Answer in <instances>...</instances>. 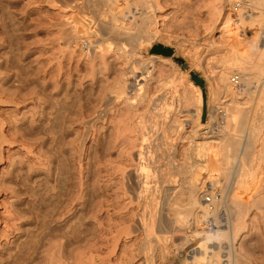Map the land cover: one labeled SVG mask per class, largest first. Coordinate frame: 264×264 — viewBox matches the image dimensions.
Returning a JSON list of instances; mask_svg holds the SVG:
<instances>
[{"label": "rangeland", "instance_id": "1", "mask_svg": "<svg viewBox=\"0 0 264 264\" xmlns=\"http://www.w3.org/2000/svg\"><path fill=\"white\" fill-rule=\"evenodd\" d=\"M26 1L27 0H0V4L3 3L2 6L0 5V264H192L188 256L190 257L197 252L195 250L203 240V235H201L203 233L200 232L201 234H199L195 231L194 221H196V217L194 215L191 216L192 214L190 215V213H187L184 216L185 224H179V219L177 217L178 211L187 206L189 188L195 183V179L191 176L196 173L197 176L194 175L196 177V184L198 185L196 186L198 189H203V193H205L204 197L207 199L210 197L208 193L212 189L215 190L217 199L221 201L218 205V214H220L221 210L225 209L223 206L226 205L224 202V204L222 203V198L229 190L226 186L228 185L227 182H229V178L222 175L224 170L222 168L231 170L235 162V159L233 160L231 157L228 159L226 158V148H224V144H222L224 143L222 139L225 137L228 138L229 136L231 138H244L243 136L246 135V133H244L243 130L241 132L237 122H240L243 118L244 111L251 110L254 106L255 103L253 99L256 98L255 95H257L258 92V77L254 78L257 85L251 83L254 82L251 78L249 79L250 81H244L246 84H234L237 87H233L236 96H231L230 93H223L220 82L216 78L217 72H222L227 68L230 70L232 69L231 76H235V78L233 77L232 79L237 80L238 76L245 74L243 71L241 72L239 67L234 66L232 62L234 59H232L230 55L233 53L232 45H230L232 43L230 35L233 37L234 32L239 33L241 31L240 35L243 33L241 30L242 28L238 25L241 18L234 15L236 18L232 17L229 19V22H225L224 18L226 14L229 13L230 16L233 7L231 4L225 3V5L224 0H149V4H151L150 9H143L140 13L142 12L141 14L143 15L146 14L147 11L149 13L150 11L154 13L155 17L153 22H155V25L152 22L151 27H154L152 28V30L154 29L153 31H158V33H156L158 36H156V38L153 37L154 39L142 45L140 48V59L147 57L145 62H148L149 57H151L150 55H155L161 58L167 57L169 60L153 58L154 61L150 63L151 65L149 62L146 65L148 70L147 68H143L142 70V64L137 65L135 62L136 59H129L131 61L126 64L128 65L130 63L133 69H135L133 70L134 72L136 71L135 73L138 74L144 70L146 72V70L149 71V69L152 72L151 75H153L152 77L154 78H152L153 80L147 85L145 97L137 110H134V113L133 109L131 112L129 111L131 109H126L124 105L116 102L104 118L99 119L95 123H90L94 117V111L96 109H101V99L102 96L105 95L104 92H113L112 88L114 89V86H116V83L120 79V72H122L121 69L124 63L122 64L121 60L117 59V56H113L114 53H109L110 55L108 53H103L102 57L101 52L97 50L92 53L83 45H79V43L78 45H73L71 43L73 39L69 38V36L71 37L70 27L72 24L70 25L67 19L69 16L75 14L73 13L75 9H71V7L64 8L61 0H54L56 3L53 0H49L48 2L47 0ZM80 1L82 5L80 9L84 13L83 18L84 15L89 16V13H91L92 15H90V17L94 16L100 18L101 16L105 22L110 20V15L106 11L107 6L104 8H102L103 6L101 8L98 7L102 10L97 11L92 7L93 3L91 4L89 2L90 0H79V2ZM91 1L93 2L95 0ZM125 1L128 5L131 3V0H118L116 2V9L121 5L120 9L125 10L128 7ZM156 1L158 2L156 3ZM89 3L93 10L89 9ZM123 5L127 7L125 6L124 8ZM82 8L87 9L84 10ZM259 9L257 11H260ZM91 11L97 13V15H93ZM99 12L100 16H98ZM127 14L129 15V12H127ZM259 14L262 15L261 19L264 21V12H260ZM126 16H124L125 22L128 20L126 23H130V19ZM249 20L247 16L243 18V21L248 23L245 24V28H248V25L254 27L255 23H251ZM109 23L110 22H108V24ZM9 25L12 27L10 28ZM250 26L247 29L248 31L251 28ZM262 26L263 28L259 25L258 33L264 30V23ZM93 27L89 30V33H91L88 39L97 41L99 40V38H96L98 37L97 35L99 34L102 37V34L96 32V27ZM66 33H68V36ZM258 33L257 36L260 37L262 33ZM62 35H64L63 38ZM105 36L106 39L109 38L108 40H110V42L114 41L112 40L114 37L108 34V32ZM226 36L228 37L226 38ZM68 38L71 40L68 41ZM128 43L129 41H127L126 45ZM258 43L261 42L259 41ZM158 44L164 47H170L173 50V55L164 56L161 54H152L150 52L152 46ZM128 46L131 47V45ZM229 46H231V48ZM246 49L249 54L250 49L248 47H246ZM88 51L90 55H88ZM91 51L93 50L91 49ZM91 53L93 55L96 54L93 56ZM250 54L248 55L250 61L247 66L245 64L246 68L249 69V67H255L256 64L264 62V57L258 56L256 53H254L253 56L252 53ZM252 57L260 58H257L258 60L256 58L253 60ZM230 62L231 64H229ZM254 63L256 64L254 65ZM89 64L90 67L88 66ZM52 75H54V77ZM166 77L168 80L165 79ZM106 79L108 80L106 81ZM197 79L202 80L204 84L200 85ZM160 81H163L165 84ZM54 83L57 84L54 85ZM155 83L158 84L155 86ZM248 85L249 87H246ZM196 86L201 90L199 99H202V101L197 98L194 89ZM183 88L187 89L184 90ZM238 88L239 90H237ZM115 89L117 88L115 87ZM115 89L114 91H116ZM184 91H187V93ZM155 95L156 97H154ZM160 95L161 98L157 97ZM72 97L74 98L72 99ZM214 99L215 102H212ZM97 101H99V103ZM90 102L92 105H90ZM157 103L161 105H157ZM211 104H213V106L215 104L217 110L214 109ZM71 108H73V110ZM197 109L200 111L197 123H199L201 135L193 137L191 132L193 131L192 129L195 121L194 123L192 122L193 119L191 115L195 110L197 111ZM210 109L216 110V113L215 111L212 113ZM86 110H89V112ZM123 110H126L125 114H122ZM153 110L155 112H153ZM233 110L237 111L240 116H238L236 121L231 123L230 127L225 129L224 132L221 126L224 124V120L221 119V114L223 112H234ZM141 111L142 116H140ZM210 113L211 115H216L211 116ZM131 114H133V117ZM134 114L136 117L139 116L140 119L137 117V120H143L141 122L142 124L144 122L145 136L147 134L148 136H146V138L150 137L147 138V142H149L150 146L152 145V147H150V151L152 152H150V157L152 159L150 165L152 164L153 168L151 169L150 166L145 172L146 174L151 173L149 181H151L152 188H157L158 193L156 199L151 202L148 201V198H136L133 191L131 193V190H129L131 188L128 185L127 179L123 176L126 174L125 171L133 172L139 165L137 158H134L130 154L137 149V143H139L135 133L132 131L133 126L130 128L131 125L129 124L136 119ZM175 114L179 116L183 122L181 125L183 132L175 131L173 134L171 130H169V127H171ZM70 115L73 116V118H71ZM260 117H258V119H264L263 116ZM67 120L69 126L66 124ZM89 123L91 125H89ZM85 124H87V126L94 125L92 128L89 127L87 129ZM166 124L168 128H166ZM126 126L130 129V132L129 130H123V128L127 129L125 128ZM235 126L238 129L235 128ZM152 127L156 128L153 129ZM260 127L263 128H261L260 134L257 135L255 139L256 144L259 146L255 154L257 155L259 149L262 148V159L259 162L260 165L262 164L264 166V121L260 122ZM118 129L124 132L122 133L121 130L118 131ZM209 129L215 132L212 137L210 135L211 133L206 132ZM110 131L113 133H110ZM220 131H222L224 135ZM179 132L180 134L182 133L181 135L184 137L178 136L180 135ZM117 133H119L120 136ZM126 133L130 134L126 135ZM150 133H152V135ZM43 134L45 135L43 136ZM53 134H56V137ZM110 134L114 135L111 136L112 139H110ZM116 134L118 137H116ZM73 135L79 137L75 138ZM189 135L190 137L187 139L186 137ZM73 138L76 144L73 142ZM111 141L114 142L112 143ZM131 141L133 143H129ZM135 141H137V143ZM194 141L204 142L205 145H208V149L205 148V150H208L204 153L206 155L199 156L198 158V156L194 154L195 151H193L194 149L192 148L194 145L193 143H195ZM125 142L127 144L129 143V148ZM117 143L119 145H117ZM154 148L157 150L155 151ZM129 150L130 153L128 152ZM190 150L192 152H190ZM97 156L99 157L97 158ZM196 157L197 159L195 160ZM46 158L47 160H45ZM256 158L254 157L255 161L257 160ZM230 159L234 162L228 164L226 161H230ZM242 159L243 161H247L245 158ZM153 160L155 162H153ZM198 160L201 163L197 162L196 165L195 163ZM117 161L119 164H117ZM170 163H173L172 167ZM193 163L196 167H194ZM121 165L124 166L122 167ZM214 165L216 169H221L222 172L214 169ZM262 165L257 171H262L261 174L259 172L258 174L261 176L263 174L264 177V168ZM200 166L204 168V170L208 168L211 171L209 170V173L207 172L206 175H203L202 171L204 170H202ZM228 167H230V169ZM248 167L246 166V168ZM150 170L154 172L152 173ZM123 171L125 174H123ZM260 175L258 179L260 177L262 178L261 180L259 179L260 182L262 180L264 181L263 177ZM232 176L233 174L231 178H233ZM64 178H66V180ZM68 179L70 180L68 181ZM191 179H194V181H191ZM248 180L243 184V187L248 186L249 183L251 188L248 186V190H252L255 187V190H252L256 193V195L254 193L255 197L263 196L264 187L260 190L257 188V185L259 187V184L264 185V183H259V181L250 182V180L248 182ZM60 181H62V184L59 183ZM53 182H55V184ZM122 183H125V186ZM60 184L61 186H58ZM262 186H260V188ZM53 188L55 192H53ZM59 189L64 191L60 190V194ZM180 193H182V195H179ZM58 197H60L61 200ZM65 198L68 201L65 200ZM105 198L107 200H105ZM263 199L264 198H262L261 201L259 200L260 203L258 202L255 204L256 207H253L255 205L248 206L249 208H247L248 210H246L245 216L243 217L244 221L242 220L244 224H242L241 230L239 229V232L237 231L238 233L235 232V235L232 234V240H230L233 249H231L232 264H264ZM57 210H59V212H56ZM55 213H57L58 216ZM215 215L214 213H208L202 222L198 221V224L200 223L199 225L201 227L203 226L202 228L204 229L207 226L208 228L212 226L211 229H215L216 226L218 227V225L215 224L219 223L216 221L219 220L223 222V217H216L215 219ZM186 217H188V219H186ZM226 220L224 219V223L220 222L219 224L226 225ZM222 242L221 244L223 247L221 249L223 250H221L220 257L223 262L224 257H227L223 252L225 249L224 245H228L229 242ZM208 254L211 255V253ZM222 262H220V264ZM202 264L205 263L202 262ZM215 264L219 263L215 262Z\"/></svg>", "mask_w": 264, "mask_h": 264}, {"label": "bare ground", "instance_id": "2", "mask_svg": "<svg viewBox=\"0 0 264 264\" xmlns=\"http://www.w3.org/2000/svg\"><path fill=\"white\" fill-rule=\"evenodd\" d=\"M27 1H30V0H27ZM26 1V2H27ZM49 0H47V2H48ZM51 1V0H50ZM54 1V0H53ZM57 1V0H56ZM58 1H60V0H58ZM89 1V0H88ZM118 1V0H117ZM116 0H95V1H89L91 4L93 3V6L92 7H94L95 9L94 10H102V9H99L98 7H102V8H104V7H106L107 6V13L110 15V20H108L107 22H105L102 18H101V16H100V12H99V15L98 16H100V18H97V17H90V15H92L91 13H89L90 15L89 16H86V15H84V18H83V12H82V10L80 9V7L82 6L81 5V1L79 2V0H61V2H62V4H63V6H64V8L65 7H71V9H75V12H73V13H75L74 15H72V16H69V18L67 19L68 20V23H70V25L72 24V26L70 27L71 28V37L69 36V38H72L73 39V41L71 42L73 45H78V43H79V45L81 44V45H83L85 48H87V49H89V51L90 52H92V53H94V52H96V50L97 51H99V52H101V56H102V54L103 53H114V55L113 56H117V59H119V60H121V62H122V64L124 63V66H123V68L121 69L122 70V72H120V74H121V76H120V79H119V81L116 83V86H114V89H115V87L117 88V89H115L116 91H114V89L112 88V90H113V92H108V93H106L107 91H105L104 92V96H102V103H101V109H99V110H95L94 111V117H93V119H92V121L90 122V123H95L96 121H98L99 119H102V118H104L105 116H106V114H107V112H109V110L110 109H112L113 108V104L114 103H120L121 105H124L125 106V108L127 109H131V110H129V111H131L132 112V109H133V113H134V110H137V108H138V106L140 105V103H141V101L143 100V98L145 97V93H146V88L148 87L147 85L150 83V81L151 80H153L152 78H154V77H152L153 75H151L152 74V72L150 71V69H149V71H147L148 70V68H147V63L149 62V64L150 63H152L153 61H154V59L153 58H159V59H162V60H169V59H167V57L166 58H161V57H156L155 55H150L151 57H149V61L147 62H145V60H147V57L146 58H142V59H140L141 57H140V48L142 47V45H144V43L145 42H149V41H151L152 39H154L153 37H155L156 38V36H158V34H156V33H158V31L156 32V31H153L152 30V28H154V27H151V25H152V22L154 21L153 19H154V13L152 12V11H150V13L147 11L146 12V14H141L140 13V11H142L143 9H145V10H148V9H150V7H151V4H149V0H131V3L128 5L127 4V2H126V5H128V7L126 6V5H123L124 6V8H125V6L127 7L125 10H122V9H120V6H119V8L118 9H120V10H118V9H116V2H117ZM152 1V0H151ZM154 1V0H153ZM167 1V0H166ZM172 1V0H171ZM174 1V0H173ZM13 2V1H12ZM38 2V1H37ZM55 2V1H54ZM60 2V3H61ZM158 1H156V3H157ZM159 2H161V1H159ZM163 2V1H162ZM178 2V1H177ZM215 2V1H214ZM2 3V2H1ZM34 3H35V1H34ZM56 3V2H55ZM90 3L88 4L89 6H90ZM155 3V2H154ZM164 3V2H163ZM189 3V2H188ZM231 4L232 5V7H233V10H232V14L229 16V13L228 14H226V16H225V22H229V19L230 18H236V17H238V18H241V21H240V23H238V25H240V28H242L241 30H242V35H240V33H241V31L239 32V33H233V37L230 35V37H231V39L230 40H232L231 42V44L230 45H232V49H233V53H231L230 55L232 56V59H234V61H232L233 63H234V66H237V67H239V69L241 70V72L243 71L245 74H243L242 76H238L237 77V80L236 79H232L233 77L235 78V76L233 75V76H231V71H232V69L230 70L229 68H227V69H223L224 71H222V72H217V75H216V78H217V80L220 82V87L222 88V92L223 93H230V95L232 96V95H234V96H236V92L234 91V86L235 85H237V84H242L243 85V83L244 84H246L244 81L246 80V81H248L250 78H251V80L252 81H254V78H256V77H258L257 79H258V81H257V84H258V92H257V95H255L256 96V98H254L253 99V101H254V106L251 108V110H248V111H244L242 114H243V118L240 120V122H237L238 123V125H236V126H238L239 128H240V130H241V132H242V130L244 131V133H246V135H244L243 137V139H239L238 137L237 138H231L230 136V138L228 137V138H223L222 140H223V142L224 143H222V144H224L223 146H224V148H226L225 150H226V153H225V156H226V158L228 159V158H232L233 160H231L230 159V161H226V162H228V164H230V163H232V162H234V166H232V168H231V170H228V169H226V168H222V169H224L223 170V174L222 175H224V177L226 176V177H228L229 178V182H227L228 183V185H226L227 186V188H229V190H228V192L226 193V194H224V196H223V198H222V203L224 202L226 205L225 206H223L225 209L224 210H221V212H220V214H218V205H219V203H221V201H219V199H217V197H216V194H215V190L214 189H212L208 194L210 195V197L207 199L206 197H204V194L205 193H203V189L201 188H199L198 189V185L196 184V177L194 176V175H196V173L193 175V176H191L192 178H194L195 179V183H194V185H191L190 186V188H189V193H188V199H187V206L186 207H184V208H182V209H180L179 211H178V213H177V217H178V219H179V224H182V223H184V216L187 214V213H190V215L191 216H195L196 217V221H194L195 223H194V228H195V231L196 232H198L199 234H201L200 232H202L203 234H201V235H203V240L201 241V243H200V245H198L199 247L195 250V251H197L196 253H194L192 256H188V258H190L189 260H190V262L192 263V264H197L198 262L200 263V264H202V262H204L205 264H215V262L217 263H219L220 264V262H222V258L220 257L221 256V250H223V249H221L223 246H222V244H223V242L222 241H226V242H229V244L228 245H224V247H225V249H224V255H227V257L225 258L224 257V261L222 262L223 264H232V254H231V251L233 250L232 249V244H230V240H232L231 239V237H232V234H234L235 232H237L240 228H242V224H244V214H245V212H246V210H248L247 208H249L248 206H250V205H255L256 203H258L259 202V200L261 201L262 200V198H264L262 195H261V197H255V195H256V193L255 192H253L252 190L254 189L255 190V187L251 190H248V188L250 187L249 186V183H248V186H245V187H243V184L249 179L250 180V182L252 181V182H256V181H259V183H261V182H263L264 183V181L262 180L261 182H260V180L262 179V178H260L259 177V179H258V176L262 173V171H260L259 172V170L257 171V169H259V167L262 165H260V162L259 161H261V156H262V152H261V149H259V151H258V154L256 155L255 154V152L258 150V144H256V142H255V139H256V136L257 135H259L260 134V132H261V128H263V127H260V122H262V121H264V119L263 120H260V116H263L264 117V62H261V63H258V64H256V63H254V65L256 64V66L255 67H249V69L248 68H246L245 67V64H246V66L248 65V63H249V59H248V55L250 54V53H252V56L254 55V53H256V55H260L261 57H264V30H262V29H260V30H262L261 31V33H262V35L260 36V37H258L257 36V33H258V27H259V25H261V28H263V23H264V21H263V19H261V14H259L260 12H264V0H224V4ZM3 4V3H2ZM2 4H0L1 6H2ZM79 4H80V6H79ZM83 4V3H82ZM86 4H87V2H86ZM153 4V3H152ZM225 4V5H226ZM22 5V4H21ZM58 5V4H57ZM158 5H160V4H158ZM158 5H156V6H158ZM165 5V4H164ZM182 5V4H181ZM13 6V5H12ZM18 6V5H17ZM62 6V5H61ZM84 6V5H83ZM222 6V5H221ZM4 7V6H3ZM8 7V6H7ZM6 7V8H7ZM214 7V6H213ZM236 7V8H235ZM9 8V7H8ZM59 8V7H58ZM63 8V9H64ZM97 8V9H96ZM164 8V7H163ZM216 8V7H215ZM260 8V9H259ZM4 9V8H3ZM24 9V8H23ZM61 9H62V7H61ZM70 9V8H69ZM82 9H84V8H82ZM85 9H87V8H85ZM84 9V10H85ZM89 9H91V10H93V8H91V6H90V8ZM155 9V8H154ZM187 9V8H186ZM219 9H221V8H219ZM223 9V8H222ZM260 10V11H257V10ZM65 10V9H64ZM68 10V9H67ZM83 10V11H84ZM139 10V11H138ZM152 10V9H151ZM263 10V11H262ZM4 12H6L5 10H3ZM8 11V10H7ZM96 11V12H97ZM184 11H186V10H184ZM87 12V11H86ZM91 12H93V11H91ZM127 12H129V15L127 14ZM151 12H152V14H151ZM175 12V11H174ZM178 12V11H177ZM8 13H10V12H8ZM72 13V12H71ZM236 13V14H235ZM249 13V14H248ZM62 14V13H61ZM82 14V15H81ZM97 15V13H94L93 12V15ZM126 14H127V16H126ZM64 15V14H63ZM70 15V14H69ZM105 16H108V15H106V14H104ZM167 15V14H166ZM234 15H236V17H234ZM67 16V15H66ZM124 16H126L127 18H129L130 19V23H126V22H128V20H126V22H125V18H124ZM161 16V15H160ZM247 16L250 20L249 21H251V23L253 22V23H255L254 24V27H251L250 25H248V28H249V26L251 27L250 28V30L248 31L247 29L248 28H245V24L247 23H245L244 21H243V18H245V17ZM162 17V16H161ZM243 17V18H242ZM158 18V17H157ZM25 19V18H24ZM109 19V18H108ZM64 20V19H63ZM199 20V19H198ZM247 20V19H246ZM65 21V20H64ZM159 21V20H158ZM1 22V21H0ZM11 22V21H10ZM108 22H110L109 24H108ZM211 22V21H210ZM63 23V22H62ZM66 23V22H65ZM155 22H153V24H154ZM192 23H193V21H192ZM179 24V23H178ZM190 24V23H189ZM208 24H209V21H208ZM225 24V23H224ZM223 24V25H224ZM235 24H237V23H235ZM248 24V23H247ZM14 25V24H13ZM67 25V24H66ZM155 25V24H154ZM153 25V26H154ZM214 25V24H213ZM222 25V26H223ZM10 26V25H9ZM93 26H95L96 27V32H100V34H102V37H104L105 36V34L108 32V34H111L113 37H114V39H112V40H114L113 42L111 41L110 42V40H108V39H106L105 37L104 38H102L101 37V35H97L98 37H96V38H99V40H97V41H95V40H89L88 39V37H89V34L91 33H89V30H91V27H93ZM167 26V25H166ZM186 26V25H185ZM209 26V25H208ZM2 27V26H1ZM5 27V26H4ZM12 26H10V28H11ZM69 28V29H70ZM106 28V29H105ZM239 28V27H238ZM93 29H94V27H93ZM108 30V31H105V30ZM199 29V28H198ZM17 30V29H16ZM24 30H26V29H24ZM68 30V29H67ZM166 30V29H165ZM240 30V29H239ZM11 31V30H10ZM105 31V32H104ZM233 31V30H232ZM94 32V31H93ZM238 32V31H237ZM260 32V31H259ZM68 33H69V31H68ZM68 33H66L67 34V36H68ZM261 33H258V34H261ZM225 34V33H224ZM231 34V33H230ZM88 35V36H87ZM104 35V36H103ZM63 36L64 35H62V38H63ZM67 36H66V38H67ZM101 38H100V37ZM109 36V35H108ZM1 37V36H0ZM111 37V36H110ZM220 37V36H219ZM228 36H226V38H227ZM67 39L68 41L69 40H71V39ZM225 38V39H226ZM65 39V38H64ZM63 39V40H64ZM91 39V38H90ZM220 39H222V38H220ZM261 39V40H260ZM22 40V39H21ZM55 40V39H54ZM66 40V41H67ZM62 41V40H61ZM65 41V40H64ZM63 41V42H64ZM125 41H126V43H127V41H129V43L126 45V43H125ZM220 41V40H219ZM223 41V40H222ZM261 42V43H258V42ZM185 42H187V41H185ZM225 42V41H224ZM68 43V42H67ZM15 44V43H14ZM65 44H66V42H65ZM223 44V43H222ZM62 45V44H61ZM128 45H131V47L130 46H128ZM58 46V45H57ZM130 47V48H128V47ZM54 47V46H53ZM230 48H231V46H229ZM246 47H248L249 49H250V51H249V54L247 53V49H246ZM16 48V47H15ZM17 49V48H16ZM91 49L93 50V51H91ZM231 49V50H232ZM11 50V49H10ZM225 50V49H224ZM52 51V50H51ZM88 51V52H89ZM23 52H25V51H23ZM85 52V51H84ZM90 52H89V54L88 55H90ZM98 52V54L100 55V53ZM184 52V51H183ZM218 52V51H217ZM27 53V52H26ZM87 53V52H86ZM91 53V54H92ZM186 53V52H185ZM220 53V52H219ZM15 54V53H14ZM96 54V53H95ZM95 54L93 55V56H95ZM106 54H104V55H106ZM109 54V55H110ZM227 54H228V52H227ZM248 54V55H247ZM142 55V54H141ZM251 55V54H250ZM20 56V55H19ZM221 56V55H220ZM90 57H92V56H90ZM103 57V56H102ZM102 57H101V59H102ZM110 57V56H109ZM139 57V58H138ZM250 57V56H249ZM17 58V57H16ZM88 58V57H87ZM111 58V57H110ZM256 58V57H255ZM255 58H253L252 57V59L254 60ZM257 58H260V57H257ZM256 58V59H257ZM89 59V58H88ZM129 59H136V63H137V65H139V64H142V70H143V68L144 69H146L147 68V70H146V72H145V70L144 71H142V72H139L138 74L137 73H135L133 70H135V69H133V67H132V65H130V63L127 65L126 63H128V62H130L131 60H129ZM14 60V59H13ZM60 60H61V58H60ZM84 60V59H83ZM82 60V61H83ZM90 60V59H89ZM112 60V59H111ZM129 60V61H128ZM231 60V59H230ZM258 60V59H257ZM52 61V60H51ZM78 61V60H77ZM106 61V60H105ZM91 62V61H90ZM104 62V61H103ZM107 62V61H106ZM116 62V61H115ZM162 62V61H161ZM170 62H171V60H170ZM257 62V61H256ZM169 63V62H168ZM195 63V62H194ZM96 64V63H95ZM155 64V63H154ZM219 64V63H218ZM229 64H231V62L229 63ZM250 64H251V62H250ZM253 64V63H252ZM94 65V64H93ZM120 65V64H119ZM118 65V66H119ZM151 65V64H150ZM171 65V64H170ZM43 66V65H42ZM46 66V65H45ZM89 67H90V64L88 65ZM96 66V65H95ZM105 66V65H104ZM110 66V65H109ZM29 67V66H28ZM36 67V66H35ZM40 67V66H39ZM120 67V66H119ZM231 67V66H230ZM58 68V67H57ZM96 69V68H95ZM94 69V70H95ZM139 69V68H138ZM170 69V68H169ZM39 70H41V69H39ZM89 70V69H88ZM97 70V69H96ZM172 72V71H171ZM80 73V72H79ZM112 73V72H111ZM58 74V73H57ZM103 74V73H102ZM131 74V75H130ZM158 74V73H157ZM49 75V74H48ZM73 75V74H72ZM88 75V74H87ZM90 75V74H89ZM94 75V74H93ZM161 75H163V74H161ZM160 75V76H161ZM170 75V74H169ZM18 76V75H17ZM23 76V75H22ZM51 76V75H50ZM53 77H54V75H52ZM64 76H66V75H64ZM105 76V75H104ZM168 76V75H167ZM49 77V76H48ZM56 77V76H55ZM68 77V76H67ZM164 77V76H163ZM171 77V76H170ZM175 77V76H174ZM186 77V76H185ZM184 77V78H185ZM119 78V77H118ZM169 78V77H168ZM253 78V79H252ZM58 79H59V77H58ZM110 79H111V77H110ZM159 79V78H158ZM162 79V78H161ZM165 79H167V77L165 78ZM164 79V80H165ZM175 79V78H174ZM55 80H56V78H55ZM64 80V79H63ZM108 79H106V81H107ZM117 80V79H116ZM157 80V79H156ZM163 80V81H164ZM168 80V79H167ZM171 80V79H170ZM182 80V79H181ZM62 81V80H61ZM159 81V80H158ZM163 81L161 82V83H163ZM185 81V80H184ZM250 81V80H249ZM55 82V81H54ZM57 82V81H56ZM114 82V81H113ZM165 82V81H164ZM172 82H174V81H172ZM256 82V80L254 81V82H251V83H253V85H254V83ZM51 83V82H50ZM105 83V82H104ZM248 83V82H247ZM53 84V83H52ZM55 84H57V83H54V85ZM158 84V83H157ZM156 83L154 84L155 86L157 85ZM163 84H165V83H163ZM173 84V83H172ZM235 84V85H234ZM256 83H255V85H257ZM47 85V84H46ZM153 85V86H154ZM162 85V84H161ZM182 85V84H181ZM191 85H192V83H191ZM241 85V86H242ZM103 86V85H102ZM108 86V85H107ZM111 86V85H110ZM53 87H55V86H53ZM113 87V86H112ZM176 87V86H175ZM184 87H185V84H184ZM246 87H249V85L248 86H246ZM257 87V86H256ZM45 88V87H44ZM108 88H109V86H108ZM111 88V87H110ZM199 88V87H198ZM197 88V86H196V88H194L195 89V92H196V95H197V98L199 99L200 98V96H201V90L200 89H198ZM235 88H237L236 86H235ZM175 89H177V88H175ZM184 89V88H183ZM185 89H187V88H185ZM184 89V90H185ZM190 89V88H189ZM193 89V88H192ZM33 90V89H32ZM109 90H111V89H109ZM108 90V91H109ZM237 90H239V88L237 89ZM255 90V89H254ZM37 91V90H36ZM99 91V90H98ZM103 91V90H102ZM176 91V90H175ZM192 91V90H191ZM244 91V90H243ZM42 92V91H41ZM93 92V91H92ZM185 92V91H184ZM183 92V93H184ZM238 92V91H237ZM57 93V92H56ZM152 93H153V91H152ZM156 93V92H155ZM176 93V92H175ZM182 93V94H183ZM185 93H187V91L185 92ZM184 93V94H185ZM239 93V92H238ZM51 94V93H50ZM102 94H103V92H102ZM240 94V93H239ZM27 95V94H26ZM55 95V94H54ZM59 95V94H58ZM69 95V94H68ZM101 95V94H100ZM186 95V94H185ZM30 96V95H29ZM43 96V95H42ZM52 96V95H51ZM93 96V95H92ZM149 96V95H148ZM151 96V95H150ZM55 97V96H54ZM70 97V96H69ZM75 97V96H74ZM74 97H72V99L74 98ZM94 97V96H93ZM97 97H99V96H97ZM154 97H156V95L154 96ZM157 97H160L161 98V95L160 96H157ZM185 97V96H184ZM40 98V97H39ZM44 98V97H43ZM238 98V97H237ZM30 99V98H29ZM42 99V98H41ZM48 99V98H47ZM69 99V98H68ZM154 99V98H153ZM157 99V98H156ZM186 99H187V97H186ZM24 100V99H23ZM38 100V99H37ZM54 100V99H53ZM57 100V99H56ZM59 100V99H58ZM94 100V99H93ZM96 100V99H95ZM146 100V99H145ZM151 100V99H150ZM160 100V99H159ZM158 100V101H159ZM171 100H172V98H171ZM190 100V99H189ZM199 100H201L202 101V99H199ZM47 101V100H46ZM75 101V100H74ZM80 101V100H79ZM82 101V100H81ZM84 101V100H83ZM91 101V100H90ZM147 101V100H146ZM153 101V100H152ZM158 101H156V102H158ZM184 101V100H183ZM50 102V101H49ZM53 102V101H52ZM51 102V103H52ZM72 102V101H71ZM98 103H99V101H97ZM150 102V101H149ZM172 102V101H171ZM192 102V101H191ZM191 102H189V103H191ZM200 102V101H199ZM212 102H215V99L212 101ZM211 102V103H212ZM238 102V101H237ZM93 103V102H92ZM167 103V102H166ZM165 103V104H166ZM174 103V102H173ZM183 103V102H182ZM202 103V102H201ZM244 103H247V102H244ZM55 104V103H54ZM53 104V105H54ZM60 104V103H59ZM58 104V105H59ZM94 104H96V103H94ZM93 104V105H94ZM142 104H144V103H142ZM146 104H147V102H146ZM160 104V103H159ZM158 103H157V105H159ZM186 104V103H185ZM184 104V105H185ZM200 104V103H199ZM50 105V104H49ZM56 105H57V103H56ZM90 105H92L91 104V102H90ZM89 105V106H90ZM156 105V106H157ZM161 105V104H160ZM168 105V104H167ZM174 105H175V103H174ZM187 105V104H186ZM189 105V104H188ZM190 105H192V104H190ZM202 105V104H201ZM212 106H213V104H211ZM242 105V104H241ZM77 106V105H76ZM88 106V105H87ZM147 106V105H146ZM170 106V105H169ZM196 106V105H195ZM63 107V106H62ZM91 107H93V106H91ZM97 107V106H96ZM123 107V106H122ZM183 107V106H182ZM185 107V106H184ZM201 107V106H200ZM199 107V108H200ZM53 108H55V107H53ZM64 108V107H63ZM85 108V107H84ZM97 108H99V107H97ZM142 108V107H141ZM143 108H144V106H143ZM160 108V107H159ZM158 108V109H159ZM174 108V107H173ZM213 108L214 109H216L217 110V108H215V104H214V106H213ZM56 109V108H55ZM72 110H73V108H71ZM75 109H76V107H75ZM78 109V108H77ZM95 109V108H94ZM145 109V108H144ZM170 109V108H169ZM188 109V108H187ZM195 109V108H194ZM214 109H210L211 111H212V113L215 111V113H216V110H214ZM89 110H90V108H89ZM89 110H86V111H88L89 112ZM91 110H93V109H91ZM141 110V109H140ZM155 110V109H154ZM153 110V112H155ZM160 110V109H159ZM158 110V111H159ZM175 110V109H174ZM185 110V109H184ZM237 110V109H236ZM239 110V109H238ZM244 110V109H243ZM247 110V109H246ZM81 111V110H80ZM129 111H127V112H129ZM187 111V110H186ZM234 111V110H233ZM51 112V111H50ZM55 112V111H54ZM61 112V111H60ZM79 112V111H78ZM85 112V111H84ZM87 112V113H88ZM125 112H126V110L124 111L123 110V112H122V114H125ZM175 112V111H174ZM189 112V111H188ZM194 112V111H193ZM58 113V112H57ZM65 113V112H64ZM70 113H72V112H70ZM80 113V112H79ZM141 114H140V116H142V111L140 112ZM149 113V112H148ZM158 113V112H157ZM169 113V112H168ZM172 113V112H171ZM185 113V112H184ZM55 114V113H54ZM75 114H76V112H75ZM78 114V113H77ZM121 114V113H120ZM121 114V115H122ZM127 114V113H126ZM129 114V113H128ZM135 114H136V112H135ZM134 114V116L136 117V115ZM137 114H138V111H137ZM170 114V113H169ZM192 114V113H191ZM239 114H240V111H239ZM69 115V114H68ZM71 115H73V114H71ZM70 115V117L71 118H73V116H71ZM86 115V114H85ZM116 115V114H115ZM133 114H131V116H132ZM199 115H200V111H199V109H197V111L195 110V112L191 115L192 117V119H193V123H194V121H195V123H194V125H193V131L191 132L192 133V135H193V137L194 136H196L197 137V135H201V131H199V123H197L198 122V117H199ZM210 115H211V113H210ZM212 115H214V114H212ZM211 115V116H212ZM216 115V114H215ZM214 115V116H215ZM50 116H51V114H50ZM56 116H57V114H56ZM65 116V115H64ZM109 116V115H108ZM112 116V115H111ZM110 116V117H111ZM118 116H119V113H118ZM150 116V115H149ZM169 116V115H168ZM171 116V115H170ZM221 116H222V118L221 119H223L224 121H223V125H221L222 126V129H223V131L225 132V129H228L229 127H230V125H231V123H234L235 121H236V119L238 118V116H240V115H238V112L237 111H234V112H231V113H225V112H223L222 114H221ZM58 117V116H57ZM56 117V118H57ZM69 117V116H68ZM133 117V116H132ZM138 118H139V116H137ZM137 117H136V119L134 120V121H131L129 124L131 125L130 126V128L132 127V131L135 133V136H136V138H137V141L139 140V143H137V141H135L137 144H138V146H137V149L132 153H130V150L128 151L134 158H137V160H138V162H139V165H138V167L137 168H135L134 170H133V172L132 171H129V172H127V171H125L124 169V171L126 172V174H125V172L123 171V174H125V175H123V176H125V179H127V181H128V185L130 186V188L131 189H129V190H131V193H132V191H133V193L135 194V196H136V198L138 197V198H148L149 200L148 201H153V200H155L156 199V195H157V193H158V190H157V188H152V186H151V181H149V178L151 177V173L150 174H146V172L145 171H147V169H149L148 167H150L151 166V169L153 168L152 167V164L150 165V163H152V159H151V157H150V147H152V145L150 146L149 145V142H147V138H150V137H147L146 138V136H148L147 134H146V136H145V130H144V122H143V124H142V122L141 121H143V120H137ZM164 117V116H163ZM258 117H260L259 119H258ZM62 118H64V117H62ZM78 118V117H77ZM80 118V117H79ZM116 118V117H115ZM125 118V117H124ZM123 118V119H124ZM129 118V117H128ZM152 118V117H151ZM165 118V117H164ZM166 118H168V117H166ZM195 118V119H194ZM54 119V118H53ZM75 119V118H74ZM88 119V118H87ZM127 119V118H126ZM126 119H125V121H126ZM133 119V118H132ZM142 119V118H141ZM148 119V118H147ZM146 119V120H147ZM150 119V118H149ZM215 119V118H214ZM80 120H81V118H80ZM116 120V119H115ZM121 120V119H120ZM119 120V121H120ZM129 120V119H128ZM137 120V121H136ZM172 120V119H171ZM258 120H260V121H258ZM62 121V120H61ZM76 121V120H75ZM103 121V120H102ZM112 121V120H111ZM150 121H151V119H150ZM154 121V120H153ZM160 121V120H159ZM55 122H56V120H55ZM58 122H59V120H58ZM68 120L66 121V124H67V126H69L68 125ZM71 122V121H70ZM79 122V121H78ZM113 122V121H112ZM124 122V121H123ZM122 122V123H123ZM54 123V122H53ZM57 123V122H56ZM89 123V125H91ZM110 123V122H109ZM126 123V122H125ZM154 123H156V122H154ZM166 123V122H165ZM182 121H181V119H180V117L179 116H177L176 114H175V116H174V118H173V120H172V124H171V127H169V130H171V132L174 134V132L175 131H182L183 132V129L181 128V125H182ZM45 124V123H44ZM72 124V123H71ZM75 124V123H74ZM100 124V123H99ZM108 124V123H107ZM128 124V125H129ZM62 125V124H61ZM94 125V124H93ZM92 125V126H93ZM101 125V124H100ZM117 125V124H116ZM234 125V124H233ZM262 125V124H261ZM65 126V125H64ZM83 126V125H82ZM92 126H87V124H85V127L88 129L89 127H91L92 128ZM102 126V125H101ZM114 126V125H113ZM118 126V125H117ZM123 126H124V124H123ZM147 126V125H146ZM155 126V125H154ZM235 126V128H237ZM53 127V126H52ZM51 127V128H52ZM63 127V126H62ZM71 127V126H70ZM104 127V126H103ZM114 127H116V126H114ZM119 127V126H118ZM118 127H116V128H118ZM178 127H179V129H178ZM184 127V126H183ZM50 128V127H49ZM83 128V127H82ZM113 128V127H112ZM125 128H127V126L125 127ZM153 128V127H152ZM154 128H156V127H154ZM153 128V129H154ZM165 128V127H164ZM166 128H168L167 127V124H166ZM45 129H46V127H45ZM84 129V128H83ZM94 129V128H93ZM109 129H110V127H109ZM113 129H115V128H113ZM148 129V128H147ZM238 129V128H237ZM52 130V129H51ZM60 130V129H59ZM58 130V131H59ZM67 130H69V129H67ZM119 130H121V129H118V131ZM123 130H129V132H130V129H124L123 128ZM97 131H98V129H97ZM167 131V130H166ZM230 131V130H229ZM239 131V130H238ZM50 132V131H49ZM62 132H63V129H62ZM76 132V131H75ZM112 131H110V133H111ZM116 132H117V130H116ZM121 132H122V130H121ZM124 132V131H123ZM122 132V133H123ZM207 133H211L210 135H211V137H212V135H213V133L215 134V132L213 131V130H211V129H209L208 131H206ZM223 135H224V133L222 132V131H220ZM240 132V131H239ZM238 132V133H239ZM240 132V133H241ZM54 133V132H53ZM68 133V132H67ZM113 133V132H112ZM154 133V132H153ZM187 133V132H186ZM185 133V134H186ZM191 133H190V135H191ZM204 133V132H203ZM59 134V133H58ZM65 134V133H64ZM117 134H119V133H117ZM116 134V135H117ZM128 133H126V135H127ZM130 134V133H129ZM128 134V135H129ZM133 134V133H132ZM131 134V135H132ZM151 135H152V133H150ZM176 134V133H175ZM179 134H180V132H179ZM182 134V133H181ZM178 135V136H180V137H184V136H182V135ZM234 134V133H233ZM236 134V133H235ZM45 134H43V136H44ZM55 137H56V134H53ZM61 135H63V134H61ZM79 135V134H78ZM81 135H82V133H81ZM88 135V134H87ZM113 135V134H112ZM111 134H110V137L112 136ZM165 135V134H164ZM166 135H167V133H166ZM186 135H188V134H186ZM190 135L189 136H187L186 138L188 139L189 137H190ZM205 135V134H204ZM74 136V135H73ZM77 136V135H76ZM92 136V135H91ZM114 136V135H113ZM119 136H120V134H119ZM125 136V135H124ZM216 136V135H215ZM214 136V137H215ZM218 136V135H217ZM61 137V136H60ZM69 137V136H68ZM72 137V136H71ZM75 137V136H74ZM77 137H79V136H77ZM77 137H75V138H77ZM116 137H118V135L116 136ZM115 137V138H116ZM129 137V136H128ZM132 137V136H131ZM134 137V136H133ZM162 137V136H161ZM164 137V136H163ZM59 138V137H58ZM62 138V137H61ZM85 138V137H84ZM210 138V137H209ZM55 139V138H54ZM91 139H93V138H91ZM110 139H112V137L110 138ZM109 139V140H110ZM114 139V138H113ZM120 139V138H119ZM130 139V138H129ZM133 139H135V138H133ZM153 139V138H152ZM152 139H149V140H152ZM184 139V138H183ZM182 139V140H183ZM49 140H50V138H49ZM62 140V139H61ZM76 140V139H75ZM77 140H79V139H77ZM82 140V139H81ZM85 140V139H84ZM99 140V139H98ZM125 140V139H124ZM136 140V139H135ZM195 140H197V139H195ZM44 141V140H43ZM72 141V140H71ZM100 141V140H99ZM127 141H129V140H127ZM199 141V140H198ZM195 142V143H193L194 145H193V151H195V153L194 154H196L197 156H198V158H199V156H204V155H206V154H204L205 153V151L208 149L207 148V146L208 145H205L204 144V142L202 143V142ZM205 141V140H204ZM220 141V140H219ZM59 142V141H58ZM73 142H74V138H73ZM79 142V141H78ZM92 142V141H91ZM112 142V141H111ZM110 142V143H111ZM114 142V141H113ZM112 142V143H113ZM121 142V141H120ZM171 142V141H170ZM53 143V142H52ZM64 143V142H63ZM63 143H61V144H63ZM75 143V142H74ZM107 143V142H106ZM126 143V142H125ZM124 143V144H125ZM129 143H133L132 141L131 142H129ZM128 143V144H129ZM135 143V144H136ZM175 143V142H174ZM218 143V142H217ZM220 143H221V141H220ZM47 144V143H46ZM49 144V143H48ZM51 144V143H50ZM76 144V143H75ZM96 144V143H95ZM127 144V143H126ZM128 144H127V146H128ZM151 144V143H150ZM157 144V143H156ZM161 144V143H160ZM190 144H191V142H190ZM58 145V144H57ZM80 145V144H79ZM106 145V144H105ZM111 145V144H110ZM117 145H119L118 143H117ZM116 145V146H117ZM131 145V144H130ZM163 145V144H162ZM174 145V144H173ZM212 145V144H211ZM46 146V145H45ZM50 146V145H49ZM53 146V145H52ZM77 146V145H76ZM94 146V145H93ZM47 147V146H46ZM99 147V146H98ZM112 147V146H111ZM186 147V146H185ZM214 147V146H213ZM217 147V146H216ZM52 148V147H51ZM79 148V147H78ZM81 148V147H80ZM97 148V147H96ZM101 148V147H100ZM103 148V147H102ZM105 148H106V146H105ZM109 148V147H108ZM119 148V147H118ZM128 148H129V146H128ZM186 148H189V147H186ZM205 148H207L206 150H205ZM48 149V148H47ZM59 149V148H58ZM230 149V150H229ZM53 150V149H52ZM60 150V149H59ZM58 150V151H59ZM72 150V149H71ZM95 150V149H94ZM154 150H155V148H154ZM157 150V149H156ZM155 150V151H156ZM187 150V149H186ZM210 150H211V148H210ZM46 151V150H45ZM54 151V150H53ZM78 151V150H77ZM107 151H108V149H107ZM170 151V150H169ZM208 151V150H207ZM206 151V152H207ZM228 151H229V153H228ZM230 151H231V153H230ZM104 152H105V150H104ZM127 152V151H126ZM190 152H192L191 150H190ZM189 152V153H190ZM62 153V152H61ZM71 153V152H70ZM73 153V152H72ZM79 153V152H78ZM94 153H96V152H94ZM109 153V152H108ZM119 153H120V151H119ZM122 153V152H121ZM152 153V152H151ZM48 154H50V153H48ZM107 154V153H106ZM127 154V153H126ZM191 154V153H190ZM73 155V154H72ZM79 155V154H78ZM98 155V154H97ZM153 155V154H152ZM151 155V156H152ZM192 155V154H191ZM195 155V156H196ZM220 155V154H219ZM257 156V158H256V156ZM49 156V155H48ZM54 156V155H53ZM121 156V155H120ZM130 156V155H129ZM156 156V155H155ZM24 157V156H23ZM44 157H46V156H44ZM52 157V156H51ZM50 157V158H51ZM74 157V156H73ZM73 157H72V159H73ZM99 156H97V158H98ZM104 157V156H103ZM107 157V156H106ZM123 157V156H122ZM121 157V158H122ZM133 157H131V158H133ZM154 157V156H153ZM152 157V158H153ZM254 157L257 159L256 161H255V159H254ZM22 158V157H21ZM55 158V157H54ZM76 158V157H75ZM80 158V157H79ZM89 158V157H88ZM96 158V157H95ZM96 158V159H97ZM133 158V159H134ZM171 158V157H170ZM192 158V157H191ZM201 158V157H200ZM242 158H245L247 161H243V159ZM56 159H57V157H56ZM61 159V158H60ZM77 159V158H76ZM93 159V158H92ZM155 159V158H154ZM169 159V158H168ZM197 159V157L195 158V160ZM19 160V159H18ZM45 160H47V158L45 159ZM59 160V159H58ZM98 160V159H97ZM127 160V159H126ZM135 160V159H134ZM200 160V159H199ZM196 161V165H197V162L198 163H201L200 161ZM211 160V159H210ZM68 161V160H67ZM73 161V160H72ZM96 161V160H95ZM104 161V160H103ZM119 161H121V160H119ZM125 161V160H124ZM136 161V160H135ZM160 161V160H159ZM192 161V160H191ZM63 162V161H62ZM91 162V161H90ZM118 162V161H117ZM153 162H155L154 160H153ZM172 162V161H171ZM190 162V161H189ZM204 162V161H203ZM18 163V162H17ZM68 163V162H67ZM95 163V162H94ZM100 163V162H99ZM111 163V162H110ZM193 163V165H194V167H196L195 166V164ZM47 164V163H46ZM52 164V163H51ZM109 164V163H108ZM117 164H119V162L117 163ZM228 164H227V166H228ZM38 165V164H37ZM41 165H43V164H41ZM49 165V164H48ZM92 165V164H91ZM101 165V164H100ZM170 165H171V167H172V165H173V163L171 164L170 163ZM202 165V164H201ZM231 165H233V164H231ZM57 166V165H56ZM62 166H63V164H62ZM65 166H67V165H65ZM90 166V165H89ZM94 166V165H93ZM122 166V165H121ZM124 166V165H123ZM122 166V167H123ZM130 166V165H129ZM183 166V165H182ZM246 166L248 167V168H246ZM263 166V165H262ZM60 167V166H59ZM105 167V166H104ZM108 167H110V166H108ZM117 167V166H116ZM127 167V166H126ZM161 167V166H160ZM186 167V166H185ZM201 167V166H200ZM209 167V166H208ZM218 167V166H217ZM220 167V166H219ZM231 167V166H230ZM230 167H228L229 169H230ZM28 168V167H27ZM94 168H96V167H94ZM103 168V167H102ZM156 168V167H155ZM199 168V167H198ZM197 168V169H198ZM202 168V167H201ZM263 168H264V166H263ZM57 169V168H56ZM68 169H69V166H68ZM104 169V168H103ZM110 169V168H109ZM115 169V168H114ZM122 169V168H121ZM126 169V168H125ZM161 169V168H160ZM177 169V168H176ZM196 169V168H195ZM208 169V168H207ZM205 169L204 170V168H202V170H204V171H202L203 173V175H206L207 174V172L210 170V169ZM214 169H216L215 168V165H214ZM261 169V168H260ZM67 170V169H66ZM65 170V171H66ZM71 170V169H70ZM91 170V169H90ZM97 170V169H96ZM100 170V169H99ZM112 170V169H111ZM136 170V171H135ZM156 170V169H155ZM169 170V169H168ZM183 170V169H182ZM216 170H220L221 171V169H216ZM215 170V171H216ZM48 171V170H47ZM63 171V170H62ZM115 171V170H114ZM120 171V170H119ZM122 171V170H121ZM135 171V172H134ZM151 171V170H150ZM211 171V170H210ZM209 171V172H210ZM219 171V172H220ZM257 171V172H256ZM71 172V171H70ZM69 172V173H70ZM143 172H145V173H143ZM149 172V171H148ZM152 172V171H151ZM154 172V171H153ZM152 172V173H153ZM171 172V171H170ZM199 172H201V171H199ZM208 172V173H209ZM222 172V171H221ZM258 172L260 173V174H258ZM66 173V172H65ZM64 173V174H65ZM90 173V172H89ZM109 173V172H108ZM107 173V174H108ZM113 173H115V172H113ZM258 174V176H257V174ZM67 174V173H66ZM71 174V173H70ZM100 174V173H99ZM104 174H105V172H104ZM155 174V173H154ZM177 174V173H176ZM180 174V173H179ZM200 174V173H199ZM220 174V173H219ZM233 174V178H231V175ZM47 175V174H46ZM45 175V176H46ZM68 175V174H67ZM94 175V174H93ZM122 175V174H121ZM171 175V174H170ZM70 176V175H69ZM106 176V175H105ZM112 176V175H111ZM110 176V177H111ZM152 176H153V174H152ZM197 176V175H196ZM201 176V175H200ZM220 176V175H219ZM256 176H257V178H256ZM261 176V175H260ZM59 177V176H58ZM64 177V176H63ZM99 177V176H98ZM119 177V176H118ZM173 177V176H172ZM203 177H205V176H203ZM221 177H223V176H221ZM223 177V178H224ZM261 177H263V174H262V176ZM51 178V177H50ZM54 178V177H53ZM60 178V177H59ZM86 178H89V177H86ZM85 178V179H86ZM100 178V177H99ZM156 178V177H155ZM158 178V177H157ZM174 178V177H173ZM232 180H231V179ZM48 179V178H47ZM65 180H66V178H64ZM73 179V178H72ZM153 179H154V177H153ZM166 179V178H165ZM194 179L192 180L191 179V181H194ZM263 179H264V177H263ZM43 180V179H42ZM46 180V179H45ZM70 179H68V181H69ZM93 180V179H92ZM121 180V179H120ZM158 180V179H157ZM168 180H170V179H168ZM167 180V181H168ZM205 180V179H204ZM249 180H248V182H249ZM55 181V180H54ZM90 181V180H89ZM98 181V180H97ZM154 181V180H153ZM190 181V182H191ZM199 181V180H198ZM44 182V181H43ZM56 182H58V181H56ZM62 181H60L59 183H61ZM67 182V181H66ZM94 182V181H93ZM123 182V181H122ZM157 182V181H156ZM162 182V181H161ZM41 183V182H40ZM54 184H55V182H53ZM73 183V182H72ZM75 183V182H74ZM97 183V182H96ZM115 183V182H114ZM159 183V182H158ZM172 183V182H171ZM49 184V183H48ZM62 184V183H61ZM61 184L60 185H58V186H61ZM122 184H124V186H125V183H122ZM167 184V183H166ZM170 184V183H169ZM190 184H192V183H190ZM212 184V183H211ZM258 184V183H257ZM256 184V185H257ZM64 185V184H63ZM62 185V186H63ZM93 185V184H92ZM96 185V184H95ZM197 185V186H196ZM255 185V186H256ZM260 186H262L261 184H259ZM69 186V185H68ZM73 186V185H72ZM120 186V185H119ZM129 186H128V188H129ZM168 186V185H167ZM189 186V185H188ZM204 186V185H203ZM260 186L258 187V185H257V188H259L260 190L264 187V185L260 188ZM53 187H55V186H53ZM118 187V186H117ZM177 187V186H176ZM248 187V188H247ZM56 188V187H55ZM62 188H64V187H62ZM109 188V187H108ZM211 188V187H210ZM226 188V189H227ZM245 188V189H244ZM247 188V189H246ZM251 188V187H250ZM256 188V189H257ZM48 189V188H47ZM52 189V188H51ZM126 189V188H125ZM124 189V190H125ZM166 189H169V188H166ZM50 190V189H49ZM53 192H55V189L53 188ZM60 190L61 189H59V193H60ZM67 190V189H66ZM65 190V191H66ZM171 190V189H170ZM208 190V189H207ZM45 191H47V190H45ZM61 191H64V190H61ZM68 191V190H67ZM107 191V190H106ZM128 191V190H127ZM227 191V190H226ZM225 191V192H226ZM259 191V190H258ZM78 192V191H77ZM174 192H175V190H174ZM205 192V191H204ZM48 193V192H47ZM50 193V192H49ZM65 193V192H64ZM68 193V192H67ZM127 193V192H126ZM129 193V192H128ZM254 193H255V195H254ZM61 194V193H60ZM96 194V193H95ZM105 194H107V193H105ZM133 194V195H134ZM261 194V193H260ZM47 195V194H46ZM50 195V194H49ZM51 195H52V193H51ZM54 195V194H53ZM129 195H130V193H129ZM179 195H182V193H180ZM55 196H56V194H55ZM74 196V195H73ZM72 196V197H73ZM259 196V195H258ZM62 197H65V196H62ZM103 197V196H102ZM106 197V196H105ZM108 197V196H107ZM130 197V196H129ZM132 197V196H131ZM179 197V196H178ZM53 198V197H52ZM59 199H60V197H58ZM168 198H169V196H168ZM205 198V199H204ZM58 199V200H59ZM69 199V198H68ZM74 199V198H73ZM104 199V198H103ZM132 199H133V197H132ZM157 199H159V198H157ZM179 199V198H178ZM61 200V199H60ZM65 200H67L66 198H65ZM72 200V199H71ZM105 200H107L106 198H105ZM110 200V199H109ZM134 200V199H133ZM136 200V199H135ZM174 200H175V198H174ZM177 200V199H176ZM182 200V199H181ZM221 200V199H220ZM49 201V200H48ZM53 201H54V199H53ZM52 201V202H53ZM68 201V200H67ZM66 201V202H67ZM158 201V200H157ZM184 201V200H183ZM263 201H264V199H263ZM72 202V201H71ZM155 202V201H154ZM177 202V201H176ZM69 203V202H68ZM111 203V202H110ZM153 203V202H152ZM158 203V202H157ZM223 203V204H224ZM260 203V202H259ZM62 204V203H61ZM59 205V204H58ZM177 205V204H176ZM181 205V204H180ZM186 205V204H185ZM184 205V206H185ZM73 206V205H72ZM129 206V205H128ZM155 206V205H154ZM58 207V206H57ZM222 207V208H223ZM253 207H256V205L255 206H253ZM260 207V206H259ZM56 208V207H55ZM221 208V207H220ZM251 208V207H250ZM60 209V208H59ZM138 209V208H137ZM260 209V208H259ZM48 210V209H47ZM54 210V209H53ZM100 210V209H99ZM162 210V209H161ZM61 211V210H60ZM116 211V210H115ZM224 211V212H223ZM56 212H59V210H57ZM135 212V211H134ZM155 212V211H154ZM161 212V211H160ZM166 212V211H165ZM169 212H170V210H169ZM46 213V212H45ZM54 213V212H53ZM208 213H214V214H216L215 215V219H216V217H223L222 219H223V222H221V221H216L215 219V221L216 222H221V223H224V219L227 221V224L226 225H222V224H219V223H217V224H215V225H218V227L216 226V228L215 229H211L212 228V226H209V228H208V226L204 229V228H202L199 224H198V221H201L202 222V220L204 219V217L208 214ZM47 214H49V213H47ZM56 215H57V213H55ZM54 214V215H55ZM89 214V213H88ZM132 214V213H131ZM173 214V213H172ZM113 215V214H112ZM48 216V215H47ZM58 216V215H57ZM133 216V215H132ZM161 217V216H160ZM186 219H188V217H186ZM218 219V218H217ZM221 219V220H222ZM55 220V219H54ZM110 220V219H109ZM122 220V219H121ZM233 220V221H232ZM243 220V221H242ZM168 221V220H167ZM230 221V222H229ZM168 223V222H167ZM185 224V223H184ZM162 225V224H161ZM175 225V224H174ZM193 226V225H192ZM181 227V226H180ZM150 228V227H149ZM169 228V227H168ZM175 229V228H174ZM244 229V228H243ZM58 230V229H57ZM241 230V229H240ZM120 231V230H119ZM151 231V230H150ZM261 231V230H260ZM239 232V231H238ZM237 232V233H238ZM71 233V232H70ZM235 235V234H234ZM58 236V235H57ZM61 236V235H60ZM82 236V235H81ZM237 236V235H236ZM235 237V236H234ZM263 239V238H262ZM221 242H222V244H221ZM253 246V245H252ZM232 249V250H231ZM73 251V250H72ZM194 251V252H195ZM208 253H211V255H209ZM234 253V252H233ZM192 254V253H191ZM72 256V255H71ZM237 256V255H236ZM52 257H54V256H52ZM223 257V256H222ZM55 258V257H54ZM237 258V257H236ZM239 258V257H238ZM59 260V259H58ZM56 263V262H55ZM198 263V264H199ZM221 263V264H222ZM242 263V262H241ZM50 264H52V263H50Z\"/></svg>", "mask_w": 264, "mask_h": 264}, {"label": "water", "instance_id": "3", "mask_svg": "<svg viewBox=\"0 0 264 264\" xmlns=\"http://www.w3.org/2000/svg\"><path fill=\"white\" fill-rule=\"evenodd\" d=\"M150 52L152 54H161V55H164V56L173 55V50L170 47H164V46H162L160 44L152 46ZM197 81H198V83L200 85L204 84L203 81L200 80V79H197Z\"/></svg>", "mask_w": 264, "mask_h": 264}]
</instances>
